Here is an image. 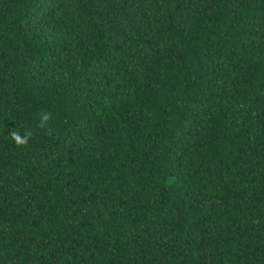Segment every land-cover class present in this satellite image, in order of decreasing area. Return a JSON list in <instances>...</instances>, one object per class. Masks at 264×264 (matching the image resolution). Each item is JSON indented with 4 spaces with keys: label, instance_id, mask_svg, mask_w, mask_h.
Listing matches in <instances>:
<instances>
[{
    "label": "trees",
    "instance_id": "1",
    "mask_svg": "<svg viewBox=\"0 0 264 264\" xmlns=\"http://www.w3.org/2000/svg\"><path fill=\"white\" fill-rule=\"evenodd\" d=\"M0 264H264V0H0Z\"/></svg>",
    "mask_w": 264,
    "mask_h": 264
},
{
    "label": "clouds",
    "instance_id": "2",
    "mask_svg": "<svg viewBox=\"0 0 264 264\" xmlns=\"http://www.w3.org/2000/svg\"><path fill=\"white\" fill-rule=\"evenodd\" d=\"M52 114L50 112H42L40 114L39 122L36 127L40 129H45L49 133L51 129L48 126V122L51 120ZM33 136V131L31 129H23V130H11L8 133V137L15 143L17 147L26 146L29 140Z\"/></svg>",
    "mask_w": 264,
    "mask_h": 264
}]
</instances>
